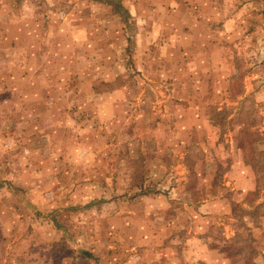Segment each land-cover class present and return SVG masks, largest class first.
Returning <instances> with one entry per match:
<instances>
[{"label":"rangeland","instance_id":"obj_1","mask_svg":"<svg viewBox=\"0 0 264 264\" xmlns=\"http://www.w3.org/2000/svg\"><path fill=\"white\" fill-rule=\"evenodd\" d=\"M173 1L0 0V264H264V0Z\"/></svg>","mask_w":264,"mask_h":264},{"label":"crops","instance_id":"obj_2","mask_svg":"<svg viewBox=\"0 0 264 264\" xmlns=\"http://www.w3.org/2000/svg\"><path fill=\"white\" fill-rule=\"evenodd\" d=\"M149 4L151 5L152 3L149 2ZM189 4H191V0H188V3H187V0H184V1L183 0H179V2H177V1L174 0L173 2H168L167 5H165L163 7V9H165L164 10L165 12H169L170 7H168V6H172L171 9H173V12H175V13H181L183 11H186V12H188L189 10L191 11V9L194 10L196 7H199L200 9L201 8H205V10H206L207 7H211L213 9V5L214 6L215 5L216 6H220L221 9L224 8L223 2H219V1H216L215 2L214 0H205L204 3H202V0H201L198 3H196L195 6L194 5L189 6ZM226 5H229V0H228V2H227ZM158 6H160V2L158 3ZM161 8H162V6H161ZM128 17H129V15H127V18H125L126 19V21H125L126 22V24H125V32H126V35H127V37H126L127 38V47L132 42L131 43L132 48L130 47V51H128V50L127 51L129 53V58L131 57V60H132L131 61L132 63L130 61H129V63L136 67V65H135V56H134L135 55L134 54V47H133V45H134V39H133V35H132L133 33L130 32V27H129L130 25H128V23H127L128 22ZM184 27H188V26H184ZM207 27L209 28V30H212L213 31V25L212 24L209 25V26H207ZM128 37L129 38H132L133 40L131 39L132 41L130 40V42H129V38ZM127 47H126V49H127ZM4 60H6V59H4ZM243 178H246V177H245V175L242 172V173H240V176L238 177L239 180L236 182L237 183V186H238V188L242 189L243 192H248L249 190L252 189V185H250L248 183V181L247 182L246 181H243L242 180Z\"/></svg>","mask_w":264,"mask_h":264},{"label":"trees","instance_id":"obj_3","mask_svg":"<svg viewBox=\"0 0 264 264\" xmlns=\"http://www.w3.org/2000/svg\"><path fill=\"white\" fill-rule=\"evenodd\" d=\"M104 3L110 2V0H98ZM126 21V19H125ZM129 38V37H128ZM129 42H130V38H129ZM127 50L130 51V46L127 47ZM49 218L51 219V221L55 222V224H58V220L56 218V216L51 212L48 213ZM83 254L87 255V256H93L91 253L87 252V251H82Z\"/></svg>","mask_w":264,"mask_h":264}]
</instances>
